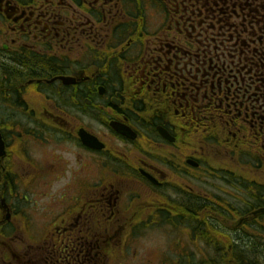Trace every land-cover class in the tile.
Returning a JSON list of instances; mask_svg holds the SVG:
<instances>
[{
  "label": "flooded vegetation",
  "instance_id": "obj_1",
  "mask_svg": "<svg viewBox=\"0 0 264 264\" xmlns=\"http://www.w3.org/2000/svg\"><path fill=\"white\" fill-rule=\"evenodd\" d=\"M147 2L0 0V230L19 224L13 198L21 179L17 173L21 161L36 173L42 164L41 176L48 190L52 183L72 176V189L63 187V193L73 199L46 196L43 240L50 258L53 242L59 237L58 264H125L138 260L154 264L156 257L159 264H197L187 261L188 253L179 252L151 260V253L138 254L136 246L150 230L165 229L171 233L164 235L178 237L185 231L188 237L194 230L214 227L220 230L221 238L216 246L212 243L213 257L204 254L200 264H257L255 246L260 243L255 231H264V198L256 195L260 192L246 186L250 198L244 200V208L237 197L238 208L228 206L224 196L213 202L208 195L201 197L189 189L167 195L164 191L179 189L170 184L177 172L175 157L165 156L164 149L176 145V134L194 132L192 118L205 119L213 110H225L228 103H223L231 100V93L238 107L233 113L227 111L228 124L247 135L233 145L241 147L250 140L251 145L260 144L264 149V116L258 115L257 102L252 100L257 63L248 68L241 61L246 52L258 53V42L244 38V29L238 34L242 37L240 46L219 49L222 61L214 63L209 60L210 49L176 46L178 34L191 37L199 32L206 35V40L208 31L201 26L206 25L207 17L198 14L195 20L179 0H166L167 4L149 0L146 8ZM149 11L150 17L155 14L160 19L148 24ZM229 50L232 55L226 53ZM76 54L92 58L84 64L78 59L71 61ZM246 85L249 97L244 91ZM51 98L63 104L54 110L33 108V99L40 103ZM57 112L88 117L92 123L90 127L75 126L71 138L65 137L67 121ZM18 117L39 121L26 128L19 125ZM118 125L131 130L134 139L117 132ZM158 129L171 141L161 137ZM63 139L72 142V165L88 162L81 177L78 169L82 171L83 167L68 168L67 159L50 153L38 159L29 145L33 140L47 150L50 143L61 146ZM144 142L150 151H162L163 159L152 162L130 158L128 147ZM190 159L188 162L195 166L191 168H199V163ZM253 165L257 171V164ZM34 175L39 174L29 172L28 182ZM259 177L264 178V174ZM15 250L21 252L22 248L15 245ZM20 256L16 264H23ZM0 263L15 264L10 260Z\"/></svg>",
  "mask_w": 264,
  "mask_h": 264
},
{
  "label": "rangeland",
  "instance_id": "obj_2",
  "mask_svg": "<svg viewBox=\"0 0 264 264\" xmlns=\"http://www.w3.org/2000/svg\"><path fill=\"white\" fill-rule=\"evenodd\" d=\"M148 1V2H147ZM166 2V0H162ZM146 3V8L149 7V0H143ZM159 11V6L156 8ZM163 12V11H162ZM161 12V13H162ZM149 12H146V19L148 24L150 21H158L160 19L159 15H155L153 17L149 16ZM163 16V15H162ZM153 19V20H152ZM205 29V28H203ZM190 29H188L189 31ZM190 34V31L188 32ZM197 33V30L195 31ZM177 35V34H176ZM196 36L198 39V43L202 46L204 43H200L202 41L203 35L192 34ZM205 35V34H204ZM214 37L216 34L213 35ZM179 37L183 36L181 34L177 35V41ZM188 37V36H187ZM190 38V36L188 37ZM176 41V46L178 45ZM185 43L180 44V48H185ZM230 46L232 42H229ZM209 47V46H208ZM214 48H217L215 46ZM92 58L90 55L81 56L80 54L72 55L70 60H79L80 63L84 64V61ZM129 72V68H127ZM213 94V93H212ZM217 95V94H216ZM33 108L37 109V106L40 110L44 109V107L55 109L60 103L59 101L51 98L49 101H43L38 103L36 99L32 100ZM64 112L66 110L63 109ZM59 116H63L66 119L67 124L64 129V136L70 137L75 132V130L71 131L72 128L78 125H85L90 127L91 120L88 117H73L66 116L65 113L57 112ZM244 113V111L242 112ZM74 115V114H73ZM227 116L216 119L214 122L219 124L226 119ZM39 119H27L26 117H18L19 125H23L27 128L29 123L36 125ZM246 133L250 135V132L246 130ZM177 135V143L175 146L167 147L164 149V154L167 157L173 156L175 164H177V172L175 173V177L170 181V184L173 187L178 188L179 190H170L164 191L167 195L172 196L174 192H181V190H192L196 194L204 197L208 195L209 201L217 202L224 196V200L226 201L228 206L238 208L240 205L236 201L237 199L241 200V207L244 208V200L249 199V194L245 193L246 186H251L252 191H258L260 193L256 194L258 196L261 195V198H264V178L262 175L264 174V164L263 160L261 161V168L257 169L261 172H256L253 164H248L251 161L249 156H253L254 158H263L264 157V149L259 150L260 144L258 147L251 145L250 140L246 142V145H242L240 148L242 149V153L244 155V163L238 158L237 154L239 151L232 150L228 148L229 144L219 145L213 141L206 142L202 137L199 131L196 133L188 134V133H178ZM252 136V135H250ZM152 138L155 140L156 138L152 135ZM72 142L70 140H61L59 145L55 143H50L47 150L40 147L37 142L30 140L29 145L31 146V150L34 155L38 159H44L48 157V153L53 155V157H60L62 159H67L66 161L69 164L68 168H80L83 167V170L78 169L80 173V177L85 174L84 170L88 164L87 161H83V164L80 166L72 165V157H74V149L71 145ZM145 146H144V145ZM142 146H129V157H142L148 160H152V162L159 161L163 156L162 151H150L147 147V143H143ZM56 145V146H53ZM114 145V144H113ZM137 146V147H136ZM121 150V147L118 148ZM145 149V150H143ZM258 150L260 152H258ZM162 154V155H161ZM21 158V155H18ZM194 159L196 163H199V168L193 169L187 164L185 161L187 159ZM35 166L37 164H34ZM65 167V168H66ZM40 170L39 173H36L35 170H32L28 163H24L18 161L17 165V173L18 177L21 179L18 180L16 186V194H14V201L16 211L18 212L17 221L19 224L13 225V228H2L0 230V260L2 261H13L16 262L15 259H21L20 254L22 252H17L15 250V245L18 247H26L27 245L35 244L36 247H39L40 250H37L36 257L38 260L43 259L46 260L48 257L47 248L44 243V236L46 233V226L44 222H46L47 218L45 216V209L47 206V195H50L51 199L62 196L67 200L73 199L71 195H65L63 193V187L68 189L72 186L71 178L72 176L68 175L64 179L59 182H54L51 185V189L48 190L44 185V181L42 179L41 174H43L42 164H39L38 167ZM263 168V169H262ZM29 172L34 175L33 178L28 182ZM261 176L262 178H260ZM255 180L253 183L252 180ZM3 188V182H0V190ZM49 191V193H47ZM14 192V193H15ZM263 192V193H262ZM62 194V195H61ZM54 213H57L55 209L51 208ZM212 225V223H211ZM180 231V230H179ZM163 232L171 233V231L165 229H158L147 231L146 239L142 240V242L138 243L136 246V250L138 254H149L151 253V260L154 257H167L171 255L170 253H181L183 255H189L187 261L191 263H203V255H210V258L213 257L214 250L213 247L217 245V242L220 240V230L217 228H209L208 230L197 231L194 230L192 234H189L188 237L185 236V231H181L179 237L175 234L164 235ZM173 233V231H172ZM178 233V232H177ZM202 233V234H201ZM206 235H204V234ZM258 236V241L260 245L255 246L256 252V260L257 264H264V231L258 228V231H255ZM204 236V239L201 236ZM158 236L159 239H154V237ZM162 237V238H161ZM206 237V239H205ZM224 237V236H223ZM58 240V236L56 237ZM201 238V240H199ZM56 240V241H57ZM262 240V241H261ZM212 243L215 245L213 246ZM57 247V244L55 243ZM212 246V247H210ZM217 248V247H216ZM13 254V255H12ZM149 257V258H150ZM206 257V256H205ZM58 259V258H57ZM20 262V261H18ZM24 262V261H21ZM160 258H154V264H159ZM184 262V261H183ZM141 260L138 261H128L125 264H143ZM181 261H178L177 264H180ZM1 264V263H0ZM16 264V263H15Z\"/></svg>",
  "mask_w": 264,
  "mask_h": 264
},
{
  "label": "trees",
  "instance_id": "obj_3",
  "mask_svg": "<svg viewBox=\"0 0 264 264\" xmlns=\"http://www.w3.org/2000/svg\"><path fill=\"white\" fill-rule=\"evenodd\" d=\"M183 5L188 7V14H193L194 19H198V14L207 17L206 25L201 26V28H205L208 33V38L205 40V36L203 34L202 41L200 43H204L202 46L197 42L196 36H191L190 38L187 35L182 34V37H179L177 43V49H180V44L185 43V46L189 49H210V61L214 63H219L222 61L221 53H219V49H237L240 46V41L242 37H239V32L245 29L246 34L244 38L249 37V40L256 41L257 40V48L258 53L253 55L248 52L244 54L241 61L246 62L248 68H250L251 63H257L255 76V96H253L252 100H256V111H258V115L264 116V0H179ZM179 3L180 5H182ZM200 15V16H201ZM240 23V24H239ZM244 23V26L241 24ZM208 26V27H205ZM247 27V28H246ZM257 33L253 37H250V34ZM216 34L214 37L213 35ZM196 35V34H195ZM263 35V36H262ZM229 42H232L230 46ZM237 43V47L234 45ZM209 46V47H208ZM217 46V48H214ZM216 49V50H212ZM232 55V50L226 51ZM196 58V57H195ZM195 60V59H194ZM226 58L224 59V61ZM227 61V60H226ZM233 62H235L233 60ZM228 62L227 64L233 63ZM235 64V63H233ZM248 71V70H247ZM228 78V77H227ZM230 78V77H229ZM228 78V79H229ZM226 79V78H225ZM232 82L234 81L233 76H231ZM253 79V81L255 80ZM227 86H230V82L226 83ZM245 94L249 97V87L246 85L244 87ZM237 93V92H236ZM238 94V93H237ZM245 95V96H246ZM239 96V94H238ZM237 98L234 93H231V100L229 102H224L223 104L228 103L227 106L224 105L222 108V114L226 119L223 120L222 123H215L216 119L223 118L222 114L217 111L211 113V117L203 119V117H194L192 118V124L194 133L199 131L201 137L206 139L207 141H213L217 144H224L226 142H238L243 141V139L247 138V135L241 133L238 128L234 127L232 124H228L229 121V113H233V109L237 108L238 104H236ZM261 105V106H259ZM212 108V106H211ZM210 108V109H211ZM261 119V118H260ZM262 120V119H261ZM264 121V119H263ZM262 125V121H261ZM235 129V130H234ZM235 133V138H232V135ZM234 150L237 149V156H241V161L244 160V156L242 153V149L238 146L233 147ZM258 152H260L258 150ZM243 156V157H242ZM254 158V157H253ZM260 158L252 160V164L257 163L258 168H261ZM78 243V241H76ZM59 243L57 244V246ZM40 250L39 247H29V255L26 250H22L23 254V264H46L49 262L50 264H58L56 253L57 247H53L51 252V257H47L46 260L40 259L38 260L36 257V251ZM10 264V263H7ZM76 264H82V261L76 262Z\"/></svg>",
  "mask_w": 264,
  "mask_h": 264
},
{
  "label": "water",
  "instance_id": "obj_4",
  "mask_svg": "<svg viewBox=\"0 0 264 264\" xmlns=\"http://www.w3.org/2000/svg\"><path fill=\"white\" fill-rule=\"evenodd\" d=\"M63 80L67 81L68 79H63ZM65 84H68V83L65 82ZM115 129H116L117 132L123 134L124 136L129 137L130 139H133V138H134V134H133L129 129L124 128L123 126H119V125H118V128L115 127ZM158 131H159V134H160L162 137H164V138H166V139H168V140L171 141V139H170L171 137H169V135H168L165 131H163L162 129H158ZM83 133H84V131L80 133V136H81ZM84 142H85V144H88V142H86V141H84ZM1 147H3V142H2L1 139H0V148H1ZM191 164H192V163H191ZM192 165H194V164H192Z\"/></svg>",
  "mask_w": 264,
  "mask_h": 264
}]
</instances>
